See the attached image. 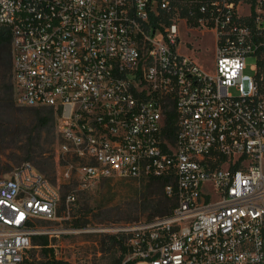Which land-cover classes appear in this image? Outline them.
I'll list each match as a JSON object with an SVG mask.
<instances>
[{"label":"built area","instance_id":"obj_1","mask_svg":"<svg viewBox=\"0 0 264 264\" xmlns=\"http://www.w3.org/2000/svg\"><path fill=\"white\" fill-rule=\"evenodd\" d=\"M0 26L17 102L58 112L62 179H170L169 214L116 229L117 264H264V0H0ZM193 31L212 68L179 51ZM60 203L29 162L0 179V264H25Z\"/></svg>","mask_w":264,"mask_h":264},{"label":"rangeland","instance_id":"obj_2","mask_svg":"<svg viewBox=\"0 0 264 264\" xmlns=\"http://www.w3.org/2000/svg\"><path fill=\"white\" fill-rule=\"evenodd\" d=\"M185 40L191 39L194 45L199 43V47L188 46L184 43L179 45L182 53H191L205 67L212 68L214 65V39L212 34H205L198 37L197 32L193 31L190 35H182ZM253 58H248V63H252ZM250 73V70H247ZM14 96L17 106L24 108L22 117L34 127L38 123L39 115L46 112V106H26L20 105L16 99V85L13 75ZM32 107L36 109H31ZM35 110L37 112H35ZM38 111L40 113H38ZM50 136V137H49ZM43 144L47 148L46 160L44 165L38 164L39 159L31 161L38 170L46 174L53 181L62 185L61 203L58 210L57 219L46 220L37 219V224L48 231L50 239L49 249H53L54 255L63 261L72 264H117L121 252L109 245H104L103 240L111 241L110 237L119 235L116 230L121 225L137 220H128L125 217L126 202L141 189L145 181L125 177H108L98 180L89 189L81 190L75 179L67 180L60 177V143L61 135L59 130L58 115L55 123L51 127V134L46 136L43 131ZM47 137L48 141H47ZM52 140L50 143L49 141ZM5 155L16 150V144L5 146ZM51 155L54 156V162ZM12 172L0 178H7ZM69 190H75L76 201L68 203L66 198ZM65 197V210L60 213ZM86 221L85 226H75V221ZM139 220H148L143 216ZM40 253L41 247L34 246L31 253Z\"/></svg>","mask_w":264,"mask_h":264},{"label":"trees","instance_id":"obj_3","mask_svg":"<svg viewBox=\"0 0 264 264\" xmlns=\"http://www.w3.org/2000/svg\"><path fill=\"white\" fill-rule=\"evenodd\" d=\"M23 109L15 103L12 33L9 27L0 26V176L13 172L24 163H31L35 159H39L37 161L38 164L44 165L47 158V148L42 142L44 138L43 131L46 130V136L51 134V127L55 123L58 112L53 107H46V112L39 115L37 125L31 127L26 118L21 116ZM31 109L36 108L32 107ZM35 112L37 111L35 110ZM38 113L40 112L38 111ZM176 130L177 116L175 112H170L167 116L163 133L165 137L173 141ZM49 137H47V141ZM9 144H16V150L5 155V146ZM51 157L54 162V156L51 155ZM50 180L54 184L59 185L62 191V185L59 182L53 181L51 178ZM140 180L145 181L141 189L126 202V208L124 209L126 219L139 220L145 216L148 220H151L156 216L169 214L176 205V199L168 196L165 192V185L170 179L150 177ZM65 208L64 197L60 213ZM85 225L86 221H75V226L77 227ZM110 240H103V247L104 245H111L119 250L121 255L118 261H121L126 252L123 237L115 235L110 237ZM33 245L41 247V252L31 253V257L26 260L25 264H68L67 261L55 258L53 249L48 247L50 245L48 235L33 236Z\"/></svg>","mask_w":264,"mask_h":264}]
</instances>
